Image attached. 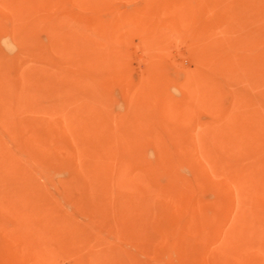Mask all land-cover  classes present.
Segmentation results:
<instances>
[{
	"label": "rangeland",
	"instance_id": "1",
	"mask_svg": "<svg viewBox=\"0 0 264 264\" xmlns=\"http://www.w3.org/2000/svg\"><path fill=\"white\" fill-rule=\"evenodd\" d=\"M0 264H264V0H0Z\"/></svg>",
	"mask_w": 264,
	"mask_h": 264
}]
</instances>
